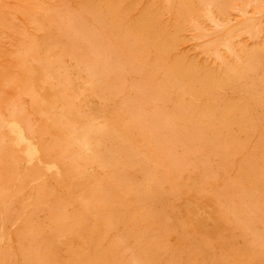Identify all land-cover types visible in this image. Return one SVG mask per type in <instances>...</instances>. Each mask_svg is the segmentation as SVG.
<instances>
[{"label":"rangeland","instance_id":"obj_1","mask_svg":"<svg viewBox=\"0 0 264 264\" xmlns=\"http://www.w3.org/2000/svg\"><path fill=\"white\" fill-rule=\"evenodd\" d=\"M263 130L264 0H0V264H264Z\"/></svg>","mask_w":264,"mask_h":264},{"label":"bare ground","instance_id":"obj_2","mask_svg":"<svg viewBox=\"0 0 264 264\" xmlns=\"http://www.w3.org/2000/svg\"><path fill=\"white\" fill-rule=\"evenodd\" d=\"M165 1H167V0H165ZM219 2V1H218ZM222 2V1H221ZM183 5V4H182ZM215 12V11H214ZM188 17V16H187ZM183 18V17H182ZM200 18V17H199ZM183 20V19H182ZM196 20V19H195ZM136 21V20H135ZM140 22V21H139ZM138 22V23H139ZM142 22V21H141ZM175 22H177V21H175ZM200 22V21H199ZM180 23V22H179ZM191 23V22H190ZM141 25H143L142 23H141ZM139 26V25H138ZM173 26V25H172ZM216 26V25H215ZM141 27V26H140ZM177 29V28H176ZM181 30V29H180ZM177 31V30H176ZM143 32V31H142ZM138 33V32H137ZM143 35V34H142ZM136 36V35H135ZM146 36V35H145ZM147 38V37H146ZM151 40V39H150ZM159 42V41H158ZM165 45V44H164ZM163 45V46H164ZM222 45V44H221ZM140 46V45H139ZM152 46V45H151ZM169 47V46H168ZM138 48H140V47H138ZM142 48H144V47H142ZM141 48V49H142ZM146 48V47H145ZM164 48V47H163ZM227 48V47H226ZM158 49H160L159 47H158ZM166 49V48H165ZM167 49H169V48H167ZM159 51V50H158ZM160 52H161V50H160ZM229 52V51H228ZM162 53V52H161ZM158 54V53H157ZM175 66V65H174ZM176 69H177V67H175ZM172 70V69H171ZM180 70V69H179ZM176 72V71H175ZM185 72V71H184ZM193 72V71H192ZM191 73V72H190ZM229 73V72H228ZM239 73V72H238ZM184 74V73H183ZM189 74V73H188ZM192 74V73H191ZM195 74V73H194ZM186 75V74H185ZM206 75V74H205ZM210 76V75H209ZM185 77V76H184ZM214 77V76H213ZM194 78V77H193ZM226 78V77H225ZM190 79V78H189ZM197 79V78H196ZM210 79V78H209ZM213 79V78H212ZM228 79H230V78H228ZM191 80H193V79H191ZM226 80V79H225ZM218 81V80H217ZM173 82V81H172ZM163 83V82H162ZM168 83H169V81H168ZM201 83V82H200ZM163 84H166V83H163ZM205 84V83H204ZM170 85V84H169ZM185 85H187V84H185ZM217 85V84H216ZM204 86V85H203ZM220 87H221V85H220ZM168 89V88H167ZM219 89V88H218ZM187 94V93H186ZM191 97V96H190ZM195 97V96H194ZM190 103V102H189ZM189 105V104H188ZM192 105V104H191ZM187 108H188V106H187ZM207 112H208V110H206ZM211 113V112H210ZM222 114V113H221ZM200 115V114H199ZM176 116V115H175ZM210 116V115H209ZM217 118V117H216ZM186 119V118H185ZM184 120V119H183ZM186 120H188V119H186ZM218 120V119H217ZM225 120H227V119H225ZM12 123H14V122H12ZM12 125V124H11ZM16 126L18 125V124H15ZM110 125V124H109ZM13 126H14V124H13ZM107 126V125H106ZM135 126V125H134ZM107 128V130H105V134H103L102 136H104V135H106L107 133H111V132H107L110 128L107 126L106 127ZM105 128V129H106ZM109 128V129H108ZM21 129V128H20ZM15 130V129H14ZM104 129H100V131H103ZM111 130V129H110ZM109 130V131H110ZM12 131H13V127H12ZM21 131V130H20ZM100 131H99V133H100ZM124 131H125V129H124ZM264 131V130H263ZM16 132V131H15ZM14 131H13V135H14V133H15ZM92 132V131H91ZM94 132V131H93ZM92 132V133H93ZM107 132V133H106ZM23 132H21V134H22ZM83 133V132H82ZM85 133V136H86V132H84ZM103 133V132H102ZM20 134V135H21ZM89 134H90V132H89ZM94 134H97V133H94ZM113 134V133H112ZM114 134H115V131H114ZM113 134V135H114ZM123 134V133H122ZM84 135V134H83ZM125 134H123V136H124ZM17 136V135H16ZM71 136H73L72 134H71ZM90 136V135H89ZM97 136H101L100 134H98ZM108 136V135H107ZM110 136V135H109ZM87 137V136H86ZM98 137V138H99ZM112 137V136H111ZM114 137V136H113ZM112 137V138H113ZM116 137V136H115ZM121 137V136H120ZM126 137V136H125ZM16 138V137H15ZM93 138H96V136H93ZM92 138V139H93ZM107 138H109V137H107ZM129 137L127 136V139H128ZM83 140H85V139H87V138H82ZM97 139V138H96ZM116 140H117V138H115ZM73 140V139H72ZM112 140V139H111ZM88 141H92V140H87V145H85L86 144V141H85V147H91V146H89V145H91V143L90 144H88ZM113 141V140H112ZM121 141H122V139H121ZM80 142H82L81 140H80ZM114 142V141H113ZM19 143H21V142H19ZM24 143V142H23ZM32 143V142H31ZM82 143H84V142H82ZM95 144V143H94ZM137 144V143H136ZM139 144V143H138ZM26 145V144H25ZM33 145H35V144H33ZM83 144H82V147L84 146ZM96 146V145H95ZM135 146H137V145H135ZM32 147H34V146H32ZM86 148V149H87ZM96 148V147H95ZM127 148H129V147H127ZM28 149H30V147L28 148ZM130 149V148H129ZM26 151H27V146H26ZM29 151H31V150H29ZM33 154H36V153H38L37 151H36V147H35V149L33 150V151H31ZM28 153H30V152H28ZM31 153V154H32ZM139 153V152H138ZM142 154V153H141ZM38 155V154H37ZM143 155H145L144 153L142 154V157H143ZM138 156V155H137ZM35 158H36V156H35ZM35 158H33V159H35ZM144 158H145V156H144ZM148 158H150V156L148 157ZM146 161H147V159H146ZM148 161H150L149 159H148ZM147 161V162H148ZM37 162V161H36ZM55 164V163H54ZM151 164V163H150ZM100 166V165H99ZM255 172H256V170H255ZM249 173V172H248ZM253 173V172H252ZM257 176V175H256ZM252 179V178H251ZM101 206V205H100ZM102 206H103V204H102ZM99 209V208H98ZM97 221V220H96Z\"/></svg>","mask_w":264,"mask_h":264}]
</instances>
